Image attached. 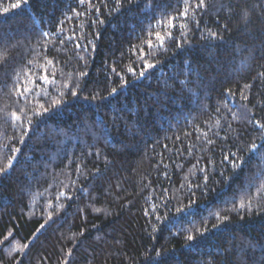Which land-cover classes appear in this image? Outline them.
Listing matches in <instances>:
<instances>
[{"label": "trees", "instance_id": "obj_1", "mask_svg": "<svg viewBox=\"0 0 264 264\" xmlns=\"http://www.w3.org/2000/svg\"><path fill=\"white\" fill-rule=\"evenodd\" d=\"M198 4L0 0V264H264V0Z\"/></svg>", "mask_w": 264, "mask_h": 264}, {"label": "snow or ice", "instance_id": "obj_2", "mask_svg": "<svg viewBox=\"0 0 264 264\" xmlns=\"http://www.w3.org/2000/svg\"><path fill=\"white\" fill-rule=\"evenodd\" d=\"M82 2H83V0H82ZM201 5H203V0H200V4H198L197 7H200ZM19 6H20L19 3H17V4H13V5H12L13 8H16V7H19ZM5 11H7V9H5ZM183 15H185V16L187 15V9H185ZM173 20H174V18H173ZM173 20H169V25H170L171 27H175V24L173 23ZM45 35H46V34H45ZM168 36H169V37L171 36V33H170V32L168 33ZM156 37H157V39L160 41V46H163L164 37L161 36L159 33L156 34ZM148 44H149L150 47L152 46V42H151V41H148ZM0 62H3V58H0ZM148 66H149V67H153V65H148ZM141 75H143V73H141ZM44 79L47 80V75L44 76ZM113 91H115V90H113ZM22 94H23V93H22ZM73 94L75 95V93H73ZM57 103H59V101H57ZM44 111L46 112V111H48V109H44ZM16 119L19 120L20 117H19V116H16ZM260 127H261V128H264V124H261ZM255 147H256V145H253V148H255ZM9 167H11V161L9 162ZM243 206H244V205H241V207H243ZM40 227L43 228L44 225L42 224ZM9 236H11V233H9ZM7 239H8V237H5V240H7ZM187 239H188V240H192V239H194V237L191 236V235H189V236L187 237ZM2 243H3V241H0V244H2ZM26 246H27V245H25V247H26ZM22 250H23V249H21V248H16V249H14V251H22Z\"/></svg>", "mask_w": 264, "mask_h": 264}]
</instances>
